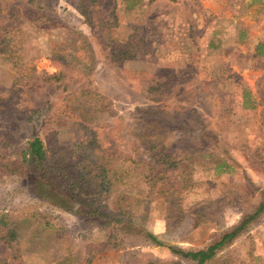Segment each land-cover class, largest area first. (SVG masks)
I'll list each match as a JSON object with an SVG mask.
<instances>
[{
    "label": "rangeland",
    "instance_id": "1",
    "mask_svg": "<svg viewBox=\"0 0 264 264\" xmlns=\"http://www.w3.org/2000/svg\"><path fill=\"white\" fill-rule=\"evenodd\" d=\"M131 40L147 50L114 64L111 50ZM259 44L264 0H0V217L19 232L18 246L0 240V259L195 264L170 247L206 250L264 200ZM78 107L94 120L77 121ZM147 108L164 120L143 119ZM33 136L49 149L93 141L89 152L119 159L117 178L125 168L136 178L115 183L110 202L162 245L120 233L108 244L86 210L61 209L35 177L7 174L12 144ZM161 151L165 163L152 157ZM207 264H264V215Z\"/></svg>",
    "mask_w": 264,
    "mask_h": 264
},
{
    "label": "trees",
    "instance_id": "2",
    "mask_svg": "<svg viewBox=\"0 0 264 264\" xmlns=\"http://www.w3.org/2000/svg\"><path fill=\"white\" fill-rule=\"evenodd\" d=\"M261 48L260 54H263L264 45L259 44ZM147 50V45L140 46L138 41L131 40L125 47L112 49L110 56L114 64L125 61L131 55L139 50ZM56 82H60L59 76L53 78ZM153 92V87L149 89ZM160 92V90H159ZM163 91L161 90V94ZM90 94V93H89ZM96 98L103 99L99 95H93ZM78 110L77 121L84 120L92 122L94 120L92 113L83 108ZM142 118L148 119L149 123L155 120H164L162 109L147 108L141 111ZM164 123V122H163ZM143 142L140 138V143ZM148 141V139L146 140ZM148 151H153V147L142 144ZM84 142L74 143L72 147H63L55 143L52 149L47 148L40 137L33 136L25 145L12 144L14 151L13 158L9 157L6 164L2 165L6 173L10 176H18L20 178H31L41 182V187L47 192L49 201L61 209L69 210L68 204H75L86 210V218L88 224H96L104 229L108 235V244H112L111 240L117 233L122 235H137L145 236L151 242L158 245L162 243L152 234L137 229L132 216L126 208L118 205V208L113 207L110 202L109 193L115 183L121 180L124 187L128 188L133 184L136 175L130 172L127 168L120 169L118 178L115 174V168L112 166L114 161L119 159L110 158L106 161V155L102 156L94 151L87 149L95 146V142L86 143V148H83ZM160 156V159H155L158 162L165 163L170 158L163 151L159 154L154 153V158ZM123 161V160H121ZM223 161V160H222ZM145 180L147 177L143 175ZM141 175V177H143ZM116 177V180L112 178ZM264 215V200L249 214L243 216L241 221L227 230L220 240L206 250L198 252H186L181 249L170 247V250L184 259H189L195 264H207L217 254L230 246L233 242L239 239L249 228ZM18 225L9 214L0 217V240L4 241L9 247L18 246ZM117 246L115 243L113 247ZM20 252L16 249V254ZM0 264H5V261L0 259Z\"/></svg>",
    "mask_w": 264,
    "mask_h": 264
}]
</instances>
